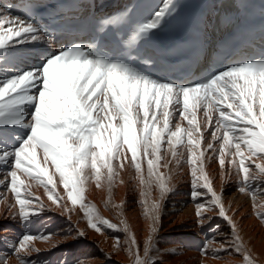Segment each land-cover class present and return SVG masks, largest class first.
I'll use <instances>...</instances> for the list:
<instances>
[{
    "label": "snow or ice",
    "instance_id": "1",
    "mask_svg": "<svg viewBox=\"0 0 264 264\" xmlns=\"http://www.w3.org/2000/svg\"><path fill=\"white\" fill-rule=\"evenodd\" d=\"M25 7L31 14L18 15L0 4V201L9 192L14 196L6 216L27 227L34 216L48 210L30 191L35 182L66 214L77 239H85L88 233L72 224L76 205L83 210L88 229L97 234L106 230L125 234L123 240L112 236L113 251L105 254L106 260L123 252L130 264H165L162 257L182 253L179 248L162 252L157 247L162 203L153 201L145 210L150 223L141 241L127 221L118 227L96 214L86 202L85 191L94 185L111 193L115 184L124 183L120 173L134 169L138 187L147 183L145 174L155 177L153 187L163 201L173 189L164 182L162 170L171 174L187 167L197 226L207 223V231L217 230L203 241L197 264L209 256L231 257L235 264H260L242 235L236 219L239 212L233 213L223 193L215 190L209 163L224 171V184L230 183L234 170L236 191L241 195L254 197L259 190L264 196V48L260 58L225 65L197 83L156 78L134 66L136 62L156 63L163 71L168 67L164 57L180 56L185 50L198 59L208 48L209 29H230L234 40L249 43L255 37L248 22L251 0H210L207 11L183 22L187 40L158 49L154 58L145 56L144 42L180 20V0H163L150 19L138 22L122 42L125 51L119 56L99 52L96 44L101 35L107 37L109 26L124 23L132 7L94 21L89 19L96 7L91 2L25 0ZM260 14L264 16V0ZM77 30L91 31L94 42L58 44L55 33ZM259 39L264 45V27ZM223 46L227 55L228 43ZM25 59L35 62L18 68ZM253 180L260 183L253 184ZM146 194L147 189L141 188V195ZM138 203L144 207L145 201ZM257 218L264 224V212ZM214 219L222 220L227 232ZM56 234L40 230L25 231L14 240L0 236V264L13 260L15 264H41L40 249L33 242L49 241ZM218 236L224 239L218 241ZM214 242L219 247L210 250ZM59 246L52 243L53 248ZM88 259L77 258L75 264ZM59 264L68 261L63 258Z\"/></svg>",
    "mask_w": 264,
    "mask_h": 264
},
{
    "label": "bare ground",
    "instance_id": "2",
    "mask_svg": "<svg viewBox=\"0 0 264 264\" xmlns=\"http://www.w3.org/2000/svg\"><path fill=\"white\" fill-rule=\"evenodd\" d=\"M115 1L105 0L102 7L110 6ZM209 5L210 0L206 3V11L209 9ZM34 62V59H25L17 67L26 69ZM257 163L260 162L257 161ZM209 167L213 174L215 190L218 193H223L225 204L231 206L233 213L239 212L236 219L241 225L245 242L252 249L253 255L260 261V264H264V224H261L257 218L260 213L264 212V196L260 194L259 190H257L254 197L252 193L241 195L236 191L238 181L234 170L230 183L224 184V171L220 170L215 163L210 162ZM162 171L166 173L164 182L173 189L166 194L163 201L159 199V190L153 187L155 177L149 178L145 174L147 183L138 187L139 177L135 174L134 169H129L120 173L124 183L115 184L111 193L106 189H98L94 185L89 186L85 191L86 202L94 206L93 211L96 214L117 224L118 227H123V221H127V225L141 241L145 239L150 223L145 218V210L153 201L162 203L157 247L162 252L166 249L179 248L182 253L179 257L164 256L162 259L165 264H197L201 259L199 249L203 241L206 237L214 236L217 230L212 228L207 231V223L203 228L197 226L194 215L195 205L189 196V169L185 167L179 173L173 171L171 174H168L167 169ZM254 174L255 172H253ZM252 183L259 184L260 181L253 180ZM141 188L147 189L146 195H141ZM30 191L35 196L40 197L48 210L41 216H34L32 222L25 227L18 219L13 220L6 216L9 204L14 203V196L9 192L7 197L0 201V236H6L10 240H14L25 231L35 233L44 230L57 233L49 241L36 240L33 242L34 246L40 249L41 264L45 260L49 261L50 264H59V261L63 258L67 259L68 264H75L77 258L84 257L91 258L86 260L85 264H130L123 252L114 254L110 261L105 259V254L113 251L114 241L112 236L119 235L123 240L125 235L123 232H108L106 230V234H97L88 229L86 219L82 215L83 210L79 208V205H76L71 215L72 224L78 225L88 233L85 239H77L74 229L70 227L68 220L65 218L66 214L61 212L60 207L52 204L47 199L44 188L32 182ZM138 200L145 201L144 207H141ZM68 203L70 204V201ZM15 211L16 209H13V212ZM206 215L216 217L214 212H207ZM214 222L220 223V230L227 232V227L222 220L214 219ZM222 239L224 237H217L218 241ZM53 242L60 246L53 248ZM218 247L219 244L215 242L209 245L210 250ZM33 258H36V254H33ZM11 264H15V261H11ZM203 264H235V262L232 261L231 257L221 260L209 256L203 260Z\"/></svg>",
    "mask_w": 264,
    "mask_h": 264
}]
</instances>
